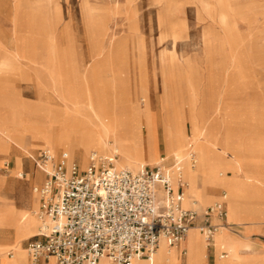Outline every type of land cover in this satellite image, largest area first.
Wrapping results in <instances>:
<instances>
[{"label": "rangeland", "instance_id": "1", "mask_svg": "<svg viewBox=\"0 0 264 264\" xmlns=\"http://www.w3.org/2000/svg\"><path fill=\"white\" fill-rule=\"evenodd\" d=\"M22 2L20 9L35 16L28 24L36 33L28 54L36 55V63L26 74L29 80L23 96L34 101L29 108L37 113L34 122L38 126L53 109H84L100 88L121 101L140 86L162 125L157 126L158 162L173 159L170 164L176 163L173 155L178 151H165L162 139L173 127L198 156L193 149L196 117L216 139L217 145L208 141L206 146L225 154L244 148L243 143L231 145L225 139L227 134L264 138V0H0V38L11 47L16 40L4 34L11 31L9 16ZM45 43L56 48L58 58L51 70L46 67ZM53 45L49 47L52 52ZM108 76L109 84L99 83ZM38 86L49 93L43 94L42 104ZM60 87L74 89L77 104L67 100ZM8 123V111L3 107L0 126L6 128ZM143 135L146 142L145 127ZM28 151L0 152V176L7 179L1 190L18 209H32L35 200L32 188L36 184L26 180V173L32 175L35 169L31 156L37 148ZM47 151L54 153L50 148ZM61 151L65 150L55 153ZM16 157L20 167L13 170ZM181 166L184 177L183 163ZM15 171L23 177L17 178ZM13 179L20 181L14 185ZM3 218L1 227L14 224L11 215ZM238 228L231 226L241 230ZM253 237L264 241L262 232ZM29 238L20 242L22 247ZM0 243L8 247L14 236Z\"/></svg>", "mask_w": 264, "mask_h": 264}, {"label": "built area", "instance_id": "2", "mask_svg": "<svg viewBox=\"0 0 264 264\" xmlns=\"http://www.w3.org/2000/svg\"><path fill=\"white\" fill-rule=\"evenodd\" d=\"M192 164L195 163L191 156ZM42 180L32 188L38 197V215L49 220L25 244L27 264L52 258L57 264H132L151 260L161 241L177 245L191 228L207 238L226 223L222 202L202 210L182 205L185 182L179 162L137 171L116 168L92 152L84 168L63 153L41 149L34 158ZM172 171L176 186L171 181ZM11 252L8 253L10 255Z\"/></svg>", "mask_w": 264, "mask_h": 264}, {"label": "bare ground", "instance_id": "3", "mask_svg": "<svg viewBox=\"0 0 264 264\" xmlns=\"http://www.w3.org/2000/svg\"><path fill=\"white\" fill-rule=\"evenodd\" d=\"M30 56L34 57L36 55L33 56L30 54ZM62 89L66 99L77 104L79 98L75 90L70 87H62ZM139 89L140 86L135 94L124 95L123 100L120 101L108 96V92L100 88L93 98L89 97L90 101H88L84 109L71 106L53 109L50 116L44 120L43 125H35L32 136L43 142L42 146H46L44 148L45 150L50 148L55 153L59 149H64L72 157H79L81 168L86 166L88 157L92 152H99V154L109 158L116 168L137 171L145 166V162H149L146 165H153L160 159V149L158 150L156 135L157 115L151 108L147 92H142ZM37 93L39 96L38 101L43 99V93L39 89H37ZM196 118L193 128V149L198 152L197 157L192 154L191 146L186 143L185 137H182L174 127L168 135L167 133L162 134L165 142V151L171 149L177 150L178 154L173 155L174 161L179 162L180 166L181 163L184 165V177L182 178L185 182V188L182 205L185 207L196 204L194 201L197 198L196 177L211 157L210 148L206 146V142L212 141L213 144L217 145L216 139L209 133V127L200 124L198 117ZM8 125L6 128L0 126V131L7 133L9 129ZM25 125L23 124V126ZM14 126L21 127L20 120H14ZM144 127L147 129L146 142L144 141L143 135ZM16 142L27 150L25 148L27 145L26 137L21 140L16 138ZM226 154L232 156L231 153ZM191 156L195 159L194 164H192ZM160 161L157 164H162L163 161ZM236 163H238L241 169L240 161L237 160ZM173 165L166 164L165 166L168 170H171ZM19 167V158H16L14 169ZM16 177H23V174L16 172ZM19 181L13 179L12 182L16 185V182ZM171 181L173 186L176 185V176L173 171L171 173ZM34 197L35 200L32 209L12 210L10 208L13 204L5 197L4 192L0 190V220L4 219L3 215L5 211H9V213L14 212V243L8 247H5L6 245L4 243H0V257H5L11 252L10 257H14V264H19V256L25 259L27 258L26 250L21 246L20 242L24 238L39 234L45 224L50 223L49 220H44L39 217L37 207L39 204L36 193H34ZM256 212L258 211L254 206L244 205L239 210V219L242 221H251L254 219L253 216ZM2 230L0 229V240H6L8 237L3 234ZM187 233V264H201L202 251L209 242L204 234L195 228L189 229ZM193 234L197 235L195 240L193 239ZM220 237L221 232L217 231L215 235L216 246L220 243ZM228 253L221 257H229L230 253ZM49 260L51 261L53 259L50 258ZM173 261L174 255L172 254L171 248L165 246V242L161 241L150 261L146 259H134L132 264H174ZM49 264L52 263L49 262ZM55 264L57 263L55 262Z\"/></svg>", "mask_w": 264, "mask_h": 264}, {"label": "crops", "instance_id": "4", "mask_svg": "<svg viewBox=\"0 0 264 264\" xmlns=\"http://www.w3.org/2000/svg\"><path fill=\"white\" fill-rule=\"evenodd\" d=\"M23 5V2L22 4H16L15 12L13 9V13L9 16L12 23L11 31L4 34L16 40L14 46H8V44L5 43L6 39L0 38V109L3 107L7 109L8 120L10 121L8 132L5 133L0 131V152L6 153L12 152L13 150L26 152L29 149L37 148V152L34 156H31L34 162L35 156L43 148V142L32 136L33 129L37 124L34 122L37 113L30 110L29 107L33 105L34 101H28L27 98L23 96V92H25V84L29 80L26 74L35 67L34 63H36L34 58L28 54V47L33 44L30 40L36 35V33H33L32 27H28V24L30 25L35 21V16L29 15L23 8L20 9ZM45 45L47 47L45 54L48 59L46 67L48 70H51L56 66L58 58L56 48L50 43H45ZM52 45L54 46L53 52L49 48ZM31 80H34V78ZM109 81L110 77L108 76L104 81L99 80V83L109 84ZM18 86H20L21 89H18ZM40 87L39 90L41 89ZM42 91L43 94L46 93L45 90ZM32 92H35V88L32 89ZM45 95H49V93L47 92ZM45 95H43V98ZM186 107L188 109V106L185 105L184 110ZM186 118L189 120V109ZM14 120H20L21 127L14 126ZM23 124L26 125L23 126ZM158 125L162 127L160 122L157 123V126ZM220 131L222 132L223 130L220 129ZM156 132L157 142H159L157 127ZM25 137L27 139V145L25 147L27 150L16 142V138L21 140ZM225 139H227L231 145H236V147L237 143H243L244 148L233 151V154L231 153L232 156L225 154L222 150L210 148L211 157L198 172L196 177L197 198L194 199L196 204L186 207L200 211L214 202H222L226 209V217L224 220L217 217L213 218L214 223L224 222L227 224V226L217 230L221 232V244L215 245L216 231L213 234L210 245L208 243L209 246L207 245L202 251L201 264H264V241L253 237L255 233H264V215H262L264 214V138L240 137L230 133L227 134V138L225 136ZM63 153L68 156L69 160H74L79 164L78 158L72 157L66 151L54 154L59 158ZM237 160L240 161L241 169L238 163H236ZM15 162L13 160V169L15 168ZM172 162L173 159L169 161L164 160L162 164L164 163L166 165ZM216 169L221 170L216 172ZM26 175L28 180L33 182L36 181L35 184L40 183L43 177L42 172L38 170L36 166L32 175H30V173H26ZM4 184H7V179L0 176V190ZM174 189H177L176 185H174ZM242 205H252L259 211L256 212L257 215L253 220L242 221L239 219V210L243 207ZM10 209L14 210L18 208L14 204ZM5 215L14 217V212L9 213V211H5L3 217ZM3 222L4 221L0 220V224ZM231 226H239L238 229L241 228V230H239L241 232L231 229ZM5 228L0 227L8 238L13 236L14 224L9 228ZM192 236L195 240L197 235L193 234ZM187 241L188 237L186 235L183 241L170 247L174 255V264H187ZM23 248L25 249V247ZM227 252L230 253H228L229 257H221L227 254ZM141 260L143 259L141 258ZM49 262L55 264L53 260H49L42 264H49ZM14 263L15 260L13 256H9V258L0 257V264ZM18 263L27 264V258L25 259L19 256Z\"/></svg>", "mask_w": 264, "mask_h": 264}]
</instances>
